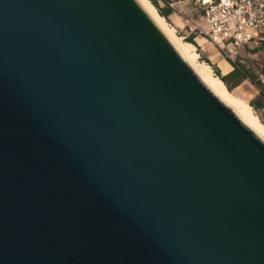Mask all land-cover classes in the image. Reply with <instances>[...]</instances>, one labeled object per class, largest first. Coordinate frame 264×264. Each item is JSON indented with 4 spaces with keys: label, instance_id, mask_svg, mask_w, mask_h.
<instances>
[{
    "label": "water",
    "instance_id": "obj_1",
    "mask_svg": "<svg viewBox=\"0 0 264 264\" xmlns=\"http://www.w3.org/2000/svg\"><path fill=\"white\" fill-rule=\"evenodd\" d=\"M0 264H264V143L138 0H0Z\"/></svg>",
    "mask_w": 264,
    "mask_h": 264
},
{
    "label": "built area",
    "instance_id": "obj_2",
    "mask_svg": "<svg viewBox=\"0 0 264 264\" xmlns=\"http://www.w3.org/2000/svg\"><path fill=\"white\" fill-rule=\"evenodd\" d=\"M201 19L187 20L191 35L205 38L234 65L244 47L262 40L264 0H198ZM175 14L181 11L169 3ZM190 35V36H191Z\"/></svg>",
    "mask_w": 264,
    "mask_h": 264
},
{
    "label": "bare ground",
    "instance_id": "obj_3",
    "mask_svg": "<svg viewBox=\"0 0 264 264\" xmlns=\"http://www.w3.org/2000/svg\"><path fill=\"white\" fill-rule=\"evenodd\" d=\"M138 1L197 77L264 143V124H262L259 117L254 113L252 106L231 95L221 78L213 73L212 67L205 62L199 61L196 46L177 35L176 29L171 27L166 18L158 13L150 0ZM206 42L209 43L207 40Z\"/></svg>",
    "mask_w": 264,
    "mask_h": 264
},
{
    "label": "rangeland",
    "instance_id": "obj_4",
    "mask_svg": "<svg viewBox=\"0 0 264 264\" xmlns=\"http://www.w3.org/2000/svg\"><path fill=\"white\" fill-rule=\"evenodd\" d=\"M153 1L158 2L160 7H165L166 5L170 7L169 3H172L175 5V7H177L181 11V13L177 14V16L181 19L180 24H178L177 21L175 19H172L171 17H167L166 20L168 21L169 25H171V27H174L177 30L176 31L177 35L184 38V40L186 41L187 38L191 35L189 27L187 26V20L193 19L194 21H199L201 19V9L199 8L198 0H167V3L165 0H150L152 5L154 6ZM171 9L173 10V8ZM173 14H175L174 10H173ZM196 37H201V36L196 35ZM195 43H196L195 45L196 51L199 54V61L205 63H207L206 61H209L211 65L208 63L207 64L212 67L213 73L215 75L218 73L221 76H223L217 63L215 62L216 56H218V58L220 59H224L219 53V51L209 43L205 42L204 44H201L196 40ZM239 60L240 59L236 61V64L242 65ZM250 64L251 65L248 66V64L245 63L244 64L245 66H243V68L247 70V72L250 74L251 78L255 81V83H262L264 85V76L261 75V73L264 71V61L252 60V63ZM255 83H253L251 80L248 79L247 83L244 84L245 86L243 85L237 87L236 89L233 90V92L240 98L242 99L245 98L250 104L251 101H253L256 97L260 95L258 94V96H255L256 91L257 90L260 91V89L256 86ZM253 111L256 115L259 116V118H262L264 120V114L262 110H261L262 112L256 111L254 109Z\"/></svg>",
    "mask_w": 264,
    "mask_h": 264
},
{
    "label": "trees",
    "instance_id": "obj_5",
    "mask_svg": "<svg viewBox=\"0 0 264 264\" xmlns=\"http://www.w3.org/2000/svg\"><path fill=\"white\" fill-rule=\"evenodd\" d=\"M167 3V0H165ZM154 6L157 8L158 12L160 13L161 16L167 18L171 14H173V10L166 5L165 7H160L158 2L153 1ZM195 35H191L187 38L188 43H192L196 45L195 43ZM208 64H210L209 61H206ZM211 65V64H210ZM235 69L229 73L228 75L221 76L220 74H216L218 77L221 78V80L224 82L226 85L228 91L231 93L232 96H234L236 99L249 104L245 99L240 98L237 96L233 90L239 87L245 80H251L253 83L255 81L251 78L250 74L245 70L242 66L240 65H234ZM261 75L264 76V71L261 73ZM256 86L260 89V95L256 97L249 105L253 107L254 110L260 111L264 108V85L262 83H255ZM258 116V115H257ZM259 117V116H258ZM262 124H264V120L262 118H259Z\"/></svg>",
    "mask_w": 264,
    "mask_h": 264
},
{
    "label": "crops",
    "instance_id": "obj_6",
    "mask_svg": "<svg viewBox=\"0 0 264 264\" xmlns=\"http://www.w3.org/2000/svg\"><path fill=\"white\" fill-rule=\"evenodd\" d=\"M169 17H171L172 19H175L178 24L181 23V19L177 16V14L176 15L171 14ZM260 36H261L262 40L258 41L257 44L244 47V49L241 52V56L239 57V59H240L239 61L242 64L240 66H242V67L245 66L244 65L245 63L248 64V66H250L251 65L250 63H252V60L264 61V31L260 34ZM195 40L201 44H204L206 42V40L201 38V37H196ZM215 62L217 63V65H218L223 76L228 75L229 73H231L235 69L234 64L232 62H229L225 59H220V58H218V56H216ZM246 83H247V80H245L240 86H243ZM258 94H260V91L257 90L255 93V96H258ZM262 111L264 114V108L262 109Z\"/></svg>",
    "mask_w": 264,
    "mask_h": 264
}]
</instances>
